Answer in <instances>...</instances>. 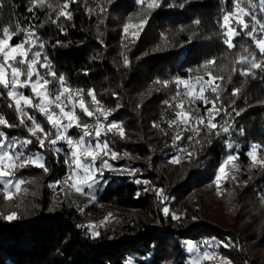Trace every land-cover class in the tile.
I'll use <instances>...</instances> for the list:
<instances>
[{
	"label": "trees",
	"instance_id": "obj_1",
	"mask_svg": "<svg viewBox=\"0 0 264 264\" xmlns=\"http://www.w3.org/2000/svg\"><path fill=\"white\" fill-rule=\"evenodd\" d=\"M48 2L58 8L64 0ZM233 3L162 0L161 7L149 12L146 5L138 6L134 0H113L111 4L77 0L67 9L71 19L60 17L52 23L47 8L27 11L31 0H0V35L4 27L14 31L17 25L38 26L39 42L45 45L39 51L49 58L52 70L65 77L73 91L85 90L87 104L93 109L99 105L92 104L86 92L94 89L103 107L111 110L109 122H118L125 129V139L112 134L102 139L119 153L114 164L135 172L133 178L106 174L109 184L85 213L64 201L54 207L44 190L37 209L27 217L19 210L23 192L14 199V209L4 211L0 205V264H188L185 242L202 239L218 243L221 256L232 264H264V169L251 167L247 156L253 144L264 149V73L254 70L253 78L233 72L239 68V56L246 55L241 44L259 55L244 37L231 50L222 43L219 22ZM253 3L258 6L259 0ZM243 6L248 9L249 0H243ZM102 7L108 11L101 13ZM254 14L264 18L257 7ZM143 15L148 16V23L138 38L133 35L135 29L124 35L128 17L138 23ZM22 38L17 34L11 43ZM209 59L215 63L200 67ZM188 68L193 72L188 73ZM209 72L223 78L213 81L221 95L217 105L224 108L216 121L230 132L202 134L197 137L200 143L174 141L176 132L168 128V121L175 117L178 101L172 97L176 86L165 87L156 81L172 82L180 76L194 83L197 77L207 80ZM53 85L58 86V81L53 80ZM235 88L240 92L233 97ZM180 91L184 92L183 85ZM204 94L211 99L216 95L210 89ZM180 99L193 115H204L201 101L189 105L187 97ZM7 102L6 93L0 95V111H8L6 116L15 122ZM196 106H200L199 112ZM100 119L103 121L102 116ZM178 148L194 155L189 158ZM237 153L230 168L237 179L223 180L217 189L214 181L220 164L228 154ZM54 156L59 157L58 162L48 157L52 174H63L64 156ZM173 157H180V163H171ZM236 165L239 171H235ZM24 174L28 178L29 172ZM157 190L162 192L158 195ZM165 207L169 215L163 213ZM12 212L19 218L9 221L6 216ZM173 215L179 219H172ZM101 218L106 229L92 223ZM90 226L98 236H92ZM225 243L230 247H224Z\"/></svg>",
	"mask_w": 264,
	"mask_h": 264
},
{
	"label": "snow or ice",
	"instance_id": "obj_2",
	"mask_svg": "<svg viewBox=\"0 0 264 264\" xmlns=\"http://www.w3.org/2000/svg\"><path fill=\"white\" fill-rule=\"evenodd\" d=\"M77 0H64L63 4L58 8L48 0H31V6L27 9L33 12L36 8H47L48 19L52 23H57L60 17L71 19V13L67 11L72 3ZM113 0H107L111 4ZM138 6L146 5L147 10L153 11L162 6V0H134ZM250 7L246 9L243 6V0H234L232 10L225 12L222 16L220 27L222 29L223 40L222 43L227 49H234L236 41L241 38H247L257 51L251 50L248 46L241 44L239 47L246 55H240L236 60L239 68H234L233 72L239 73L241 77L255 78V71L264 73V18H257L255 10L257 5L253 0H249ZM260 11L264 12V0H259ZM0 7H3L0 4ZM108 11L107 8L102 7L100 12ZM55 13V18L52 16ZM143 14V9L136 15L140 17ZM254 23L250 24L248 20ZM132 18L128 17L127 23L123 25V34L127 35L130 29H135L133 35L138 38L139 33L143 30L144 26L148 23V16L143 15L138 23H132ZM103 20H101V23ZM197 25L200 21H195ZM257 25L259 30H257ZM38 26L33 25H17L16 29L10 30L8 27L3 28L2 35H0V95L9 98V108H13L17 114L18 125L11 123L3 114H0V126L5 128H14L17 126L26 127L29 137L19 140L15 137L9 138L3 130H0V192L3 193V199L13 200L14 192H19L21 186L26 183L23 179L16 178L15 173L21 169L29 166L42 169L47 172L45 164L39 153L33 155H26L25 150L33 143L37 144L39 148L45 147L53 148L59 141L64 142L67 151L65 163L71 168V172L65 177L61 184L67 185L69 189H75L80 195H89L90 190L97 183L99 177L103 176L104 169L112 168L108 158L116 160L119 158V153L113 151L107 139L109 134L113 136L118 135L119 138L125 139V129L118 122H109V115L111 110L103 107L101 102L97 99L95 90H87V97L91 98V103L99 105L96 108H90L85 99V90L76 89L73 91L67 86L65 77L58 76L52 70L51 63L47 56H42L39 49L44 48V44L39 42V37L35 31ZM17 34H22L23 38L12 44L11 41ZM35 47L36 51H31ZM31 52V55L29 53ZM125 57V64H127ZM214 60L209 59L203 62L200 67L213 65ZM39 65V68L37 67ZM226 67L222 66L221 70ZM44 69V72L40 71ZM255 70V71H254ZM188 73H192L193 69H186ZM52 78V79H50ZM223 79L222 77H215L209 72L207 80L203 77H197L194 83H190V78H182L177 76L174 81H159L156 83L162 84L165 87L175 84L176 92L172 97L173 101H178L175 104V117L168 121V128L175 131L176 135L173 136L174 141L187 140L189 143H200L197 137L203 134L205 137L208 135L219 136L221 132L228 134L230 128L228 126H221L216 118L224 111L223 106H218L217 101H221V95L217 91L219 85H214L213 81ZM229 82L231 76H229ZM53 80L58 81V86L53 85ZM183 85L184 92L181 93L180 86ZM210 89L215 93V98L211 99L205 96L206 89ZM27 90L31 95L26 94ZM240 92L239 88L231 91V95L236 97ZM181 96L188 98L189 105H195L199 100L204 108V115H193L184 104V100L180 99ZM165 103H168L167 101ZM211 105V107H208ZM171 107L172 105L169 104ZM80 113L89 119H95L94 124H89L81 120ZM31 110V111H28ZM196 111H200V106H196ZM38 113L46 121L41 123L37 119ZM99 113V115H97ZM239 115V111H236ZM100 116L103 117L101 121ZM30 122V124L28 123ZM107 122V123H105ZM158 127V125H153ZM77 129L78 135L73 136L70 134L71 129ZM187 133V135H181ZM167 134V133H165ZM35 139H32V138ZM47 142V143H46ZM229 149L232 148L228 144ZM56 152H60V148H54ZM180 152L186 153L190 158L194 155L188 152L187 149L178 148ZM264 155V149L260 144H253L251 150L247 152L250 158L251 167H259L264 169V158L258 156ZM107 157V158H105ZM238 159L237 154H228L226 159L220 164L217 174L215 176V185L217 189L220 188L222 180L232 179L236 180L235 174L226 171L228 165H232ZM180 157H173L170 161L173 164L180 163ZM235 171H239V166L236 165ZM129 172H132L130 169ZM251 179V177H249ZM140 183L139 180L136 181ZM88 189L89 192H86ZM162 190H157L159 195ZM166 199V198H165ZM163 213L169 215V209L163 208ZM17 214L12 212L6 217L9 221L15 220ZM174 220L179 219L178 216L171 217ZM92 227V236L99 235ZM209 247H216L215 242H204ZM224 247H230V244H223ZM185 247L191 257L190 264H202V261L216 260L217 254L215 252L203 251L201 253V246L192 241L185 242ZM220 264H232L229 258H220Z\"/></svg>",
	"mask_w": 264,
	"mask_h": 264
},
{
	"label": "rangeland",
	"instance_id": "obj_3",
	"mask_svg": "<svg viewBox=\"0 0 264 264\" xmlns=\"http://www.w3.org/2000/svg\"><path fill=\"white\" fill-rule=\"evenodd\" d=\"M257 8L259 9V13H264V12L260 11V4L257 6ZM29 55H30V53H29ZM23 91H25L26 94L31 95V93L29 91H27V90H23ZM6 98L8 99L7 103L9 104L10 100L7 96H6ZM11 109H13V108H11ZM28 111H31V110H28ZM7 112L8 111H5L4 109H2V111H0V114H3L8 119V117L6 116ZM13 112L16 115V121L11 122L9 119L8 120L13 124L18 125L17 114L15 113L14 109H13ZM77 112L81 116L82 121L88 122L89 124H94V122L91 119H88L87 117H85L83 115V113H80L78 108H77ZM32 114L36 115L37 119L40 120L41 123L45 124V127H48L46 125V121L44 120V118L42 116H40L38 113H32ZM28 123L30 124V122H28ZM0 130H3L9 138L15 137L19 140H22L24 138L29 137L27 128L22 127V126H17V127L11 128V129L0 126ZM70 134L73 136L78 135L77 129H75V128L71 129ZM32 139H35V138L33 137ZM57 147L61 149L60 152H56L54 150V148H57ZM66 151H67L66 145L62 141H59L57 143V145L54 146L53 148L45 147L44 149H41L35 143H33L31 146H29L25 150L26 155H33L34 153H39V155L42 158V162L45 164L48 171L44 172L42 169L36 168L34 166H29V167H26V168L21 169L18 172H16L15 173L16 178L23 179L24 181H26V183L21 186V190L19 192H14V198L11 201L3 199V193L0 192V205L2 206L4 211L14 209L17 206L16 204L14 206V199H17L16 196L19 193L23 192V194H22V197H23V203L22 204L23 205H21L19 208V210L22 212L21 215L24 217L25 216L27 217V216H29V214H33V212L37 209V207L39 205V200L42 196V191L44 190L47 194L48 201H50L52 203V205H54V207L57 204L59 205V203L64 201V202H67L70 205L76 207L80 212L85 213V211L89 207L96 205V203L98 201L99 194L101 193L103 188L109 184V179L107 178L108 174L112 173L116 176H130L132 178L135 175V172L133 171L132 168H128L125 166H118L117 164H114L115 160H111L110 158H108L109 163L112 165V168L104 169L103 176L98 178L97 183L93 186V188L90 190V192L88 189H85L86 192H89V195H80L79 193H77L75 191V189H69L67 185L61 184V181H63L65 179V177L68 176L71 172V168L69 167L68 164L65 163V160L68 159V157L65 154ZM55 153L57 155L61 154L64 156V163H65L66 168H65L63 174H61V173L57 174V175L52 174V170L50 168V158H49V162H48V157H51V159H54L55 162H58L59 157L54 156ZM105 158H107V157H105ZM258 158H264V157L258 156ZM232 166H233V164L228 165L226 168V171L230 172V170L233 169ZM130 169L132 170V172H129ZM24 172H29L28 178L25 177V174L23 175ZM145 184L148 185L147 187H149V184H147V183H145ZM17 218H19V217L17 216ZM102 219L103 218H101L99 220L95 219L94 221H92V223L98 229H101V228L106 229L107 226L103 222ZM205 241H208L209 243L213 242V241H209V239L208 240L202 239L201 241L194 242V243L201 246V253L203 251L215 252L217 254V259L216 260L202 261V264L220 263V258H223V257L221 256V254L218 250V243H215L216 247H209L208 245L204 244ZM190 260H191V257L189 255L188 264H190Z\"/></svg>",
	"mask_w": 264,
	"mask_h": 264
}]
</instances>
